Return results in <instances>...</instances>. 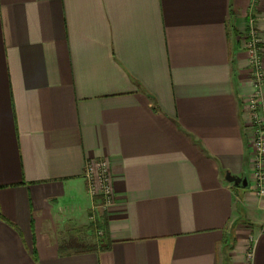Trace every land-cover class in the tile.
Listing matches in <instances>:
<instances>
[{"label": "crops", "instance_id": "1", "mask_svg": "<svg viewBox=\"0 0 264 264\" xmlns=\"http://www.w3.org/2000/svg\"><path fill=\"white\" fill-rule=\"evenodd\" d=\"M251 20L264 42V0H0V264H264Z\"/></svg>", "mask_w": 264, "mask_h": 264}, {"label": "built area", "instance_id": "2", "mask_svg": "<svg viewBox=\"0 0 264 264\" xmlns=\"http://www.w3.org/2000/svg\"><path fill=\"white\" fill-rule=\"evenodd\" d=\"M249 32L242 38L248 54L249 74L253 91L244 98L246 113L244 124L249 130V140L253 147L250 159L253 189L259 196H264V43L257 34L254 20H251ZM88 191L95 199V213L109 210L114 205V185L111 176V164L108 159L89 162L85 173ZM102 235L103 231L98 230ZM250 249L247 263L251 264Z\"/></svg>", "mask_w": 264, "mask_h": 264}, {"label": "water", "instance_id": "3", "mask_svg": "<svg viewBox=\"0 0 264 264\" xmlns=\"http://www.w3.org/2000/svg\"><path fill=\"white\" fill-rule=\"evenodd\" d=\"M227 179L230 182L235 183L236 185H242L244 187H247L249 184V181L247 179V177H241V176H237V175H232L230 173H227Z\"/></svg>", "mask_w": 264, "mask_h": 264}, {"label": "rangeland", "instance_id": "4", "mask_svg": "<svg viewBox=\"0 0 264 264\" xmlns=\"http://www.w3.org/2000/svg\"><path fill=\"white\" fill-rule=\"evenodd\" d=\"M255 28H256V27H255ZM248 30H249V28H248ZM248 30H247L246 32H249ZM246 32H245V33H246ZM257 34H258V36H259L260 39H261V36L259 35V33H257ZM261 40H263V39H261ZM262 42H263V41H262ZM263 43H264V42H263ZM105 212L107 213L108 210H105ZM98 230H99V229H98V227L96 226V227H94V231H93V232H94V234H95L98 238H102L104 233H103L102 235H99V234H98ZM251 243H252V242L250 241L249 248H248V250H247V251H248V252H247V257H248L249 252H250Z\"/></svg>", "mask_w": 264, "mask_h": 264}]
</instances>
